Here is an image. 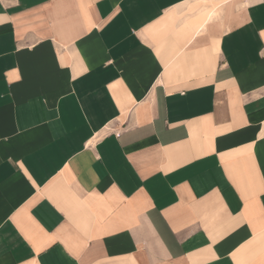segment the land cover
Listing matches in <instances>:
<instances>
[{"label": "crops", "instance_id": "obj_1", "mask_svg": "<svg viewBox=\"0 0 264 264\" xmlns=\"http://www.w3.org/2000/svg\"><path fill=\"white\" fill-rule=\"evenodd\" d=\"M0 264H264V0H0Z\"/></svg>", "mask_w": 264, "mask_h": 264}]
</instances>
